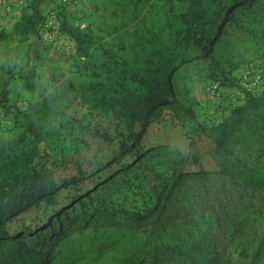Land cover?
Masks as SVG:
<instances>
[{"label":"rangeland","instance_id":"rangeland-1","mask_svg":"<svg viewBox=\"0 0 264 264\" xmlns=\"http://www.w3.org/2000/svg\"><path fill=\"white\" fill-rule=\"evenodd\" d=\"M227 2L24 0L7 18L8 26L0 29V95L6 92L0 143L22 134L17 111L28 112L57 96L62 112L49 120L36 163L53 169L59 183L80 171L86 176L75 184L60 183L57 218L49 206L7 224L10 231L39 225L24 239L47 252L41 264H249L264 234V188L243 189L216 163L264 168V127L251 114L231 118L245 104L239 88L244 69L261 75L258 94L264 93V0L233 16L228 10L219 14ZM194 9L207 13L205 31L213 40L207 54L187 43L177 20ZM21 15L28 17L27 30L14 29ZM50 17L54 28L47 29ZM62 19L92 35L88 58H79L74 43L59 32ZM46 31L54 42L44 39ZM158 64L164 67L161 74ZM31 69L35 78L27 80ZM124 69H148L151 78L170 83L176 109L163 110L161 122L152 123L141 141L144 152L121 167L112 161L123 130L116 119L120 108L106 103L121 98ZM69 85L80 94L73 102ZM127 85L134 96L142 94L136 84ZM222 137L216 146L214 140ZM109 158L110 168L101 167ZM181 167L207 174L184 172L176 179ZM174 178L165 199L156 202L148 195L157 180ZM129 255L133 258L127 261ZM257 264H264V245Z\"/></svg>","mask_w":264,"mask_h":264},{"label":"trees","instance_id":"trees-1","mask_svg":"<svg viewBox=\"0 0 264 264\" xmlns=\"http://www.w3.org/2000/svg\"><path fill=\"white\" fill-rule=\"evenodd\" d=\"M213 1L218 4L223 2V0ZM227 1L226 5L220 7L219 14L228 10V12H231L230 16H233V12L247 10L254 0ZM229 4L231 5L228 7ZM206 14L205 10L197 11L194 9L190 14L182 13L177 16V20L181 22L184 28V36L187 43L198 47L200 54H207L213 47V40L207 37L205 31V26L209 24L206 22ZM220 16L218 15V17ZM27 24V15H21L14 29L27 30ZM58 30L74 43L75 53L79 58H88L90 56V51L94 44L91 34L86 30L74 27L66 19L61 20ZM148 62L152 66L156 65L152 59ZM124 65L126 66L127 63L125 62ZM156 68L158 74H161L164 67L158 64ZM150 75L151 72L148 69L143 72L138 69L122 70L119 74V76H122V82L119 84L123 92L121 98H116L115 104L106 103L111 108H114V105L120 108V111L116 113V119L122 122L123 130L118 133L117 151L112 158V161L117 162L118 166L124 167L128 165L144 152L145 149L141 148L140 144L147 128L152 123L161 122L165 108L176 109L170 83L163 82L161 79L151 78ZM165 76H167L169 81L168 72L165 73ZM27 78L30 80L35 78L33 69L27 72ZM128 81L130 84H136L139 88L136 89L142 91L140 96L132 94L131 87L127 85ZM69 87L72 93L71 98L68 100L73 102L80 98L77 89L73 88L72 85H69ZM28 90L33 91V87H29ZM258 92L254 95H248L245 99V104L231 112L233 120L251 114L254 120L261 127H264V106H262L264 104V93L262 92L260 95ZM5 95L6 92L0 95V105H4ZM64 106H66V103ZM60 108L59 98L57 96H48L42 102L31 105L30 109H27L29 110L28 112L26 109L17 111L14 118L21 122L22 134L17 139L0 143V248H2L0 250V264H41L44 261L47 252L31 247L24 239L39 225H24L17 231H10L7 229V224L22 214L49 206L55 207L54 211L51 210L50 213L54 214V218H57V214L60 212L57 203L58 192L61 188L60 183L63 186L71 182L75 184L86 177L80 171L78 177L59 183L53 169L48 168L46 164L38 165L36 163L41 153L39 145L43 141V135L49 125V120L52 116L62 112ZM227 125L223 127H227ZM96 135L108 143L113 142V138L111 139L107 135L99 132ZM205 136L212 138L207 133ZM223 140L224 138L222 137L220 140L215 139L214 142L216 146H221ZM184 158L186 163L191 160L186 155ZM110 159L101 164V167L109 166L107 163L110 162ZM123 160L125 162L119 163ZM216 167L220 173L235 178L245 190L264 188V168H259L256 171L243 170L221 160L217 161ZM98 168L95 170L97 171ZM96 171L91 172V175ZM184 172L189 175L200 174L204 176L207 174L204 169H195L190 172L189 169L181 167L175 178L177 179ZM175 178L170 183L156 179L157 183L148 189V195L156 202L165 199L173 189L176 182ZM44 222L46 221L43 220ZM152 228L153 233L155 225ZM16 234L19 237L15 238ZM263 245L264 234L256 245L249 264H257L259 262ZM199 246L201 247L202 245ZM132 258V255H129L126 260L128 261Z\"/></svg>","mask_w":264,"mask_h":264},{"label":"built area","instance_id":"built-area-1","mask_svg":"<svg viewBox=\"0 0 264 264\" xmlns=\"http://www.w3.org/2000/svg\"><path fill=\"white\" fill-rule=\"evenodd\" d=\"M23 2L24 0H0V17L9 18L17 7L20 8L22 6ZM52 18L53 17H50L45 23L47 29L54 28ZM43 37L49 42L55 41V37L47 31L44 33ZM239 80L240 95L243 101H245L248 95L256 94L263 84L261 75L252 68L244 69L241 72ZM231 103H234V101Z\"/></svg>","mask_w":264,"mask_h":264},{"label":"crops","instance_id":"crops-1","mask_svg":"<svg viewBox=\"0 0 264 264\" xmlns=\"http://www.w3.org/2000/svg\"><path fill=\"white\" fill-rule=\"evenodd\" d=\"M14 15V13L10 16L12 17ZM9 24V19L7 20V18L5 17H0V29H2L4 26H8Z\"/></svg>","mask_w":264,"mask_h":264}]
</instances>
